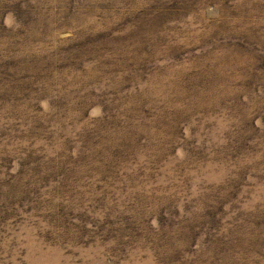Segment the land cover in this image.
<instances>
[{
    "label": "rangeland",
    "instance_id": "obj_1",
    "mask_svg": "<svg viewBox=\"0 0 264 264\" xmlns=\"http://www.w3.org/2000/svg\"><path fill=\"white\" fill-rule=\"evenodd\" d=\"M0 264H264V0H0Z\"/></svg>",
    "mask_w": 264,
    "mask_h": 264
}]
</instances>
